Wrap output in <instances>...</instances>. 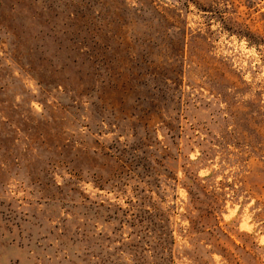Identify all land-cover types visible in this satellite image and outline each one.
I'll return each instance as SVG.
<instances>
[{"label": "rangeland", "instance_id": "obj_1", "mask_svg": "<svg viewBox=\"0 0 264 264\" xmlns=\"http://www.w3.org/2000/svg\"><path fill=\"white\" fill-rule=\"evenodd\" d=\"M0 264H264V6L0 0Z\"/></svg>", "mask_w": 264, "mask_h": 264}, {"label": "built area", "instance_id": "obj_2", "mask_svg": "<svg viewBox=\"0 0 264 264\" xmlns=\"http://www.w3.org/2000/svg\"><path fill=\"white\" fill-rule=\"evenodd\" d=\"M256 2H257L259 5L264 6V0H256Z\"/></svg>", "mask_w": 264, "mask_h": 264}]
</instances>
